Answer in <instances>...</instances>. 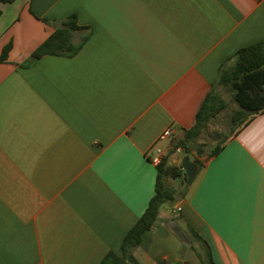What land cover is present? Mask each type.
I'll return each instance as SVG.
<instances>
[{"label":"crops","instance_id":"crops-1","mask_svg":"<svg viewBox=\"0 0 264 264\" xmlns=\"http://www.w3.org/2000/svg\"><path fill=\"white\" fill-rule=\"evenodd\" d=\"M72 15L76 53L25 64ZM259 41L264 0L0 3V264L120 253L155 193V149L172 147L220 66ZM182 156L197 157L177 147L167 162ZM198 158L191 184L167 179L174 198L127 264H264V111Z\"/></svg>","mask_w":264,"mask_h":264},{"label":"trees","instance_id":"trees-1","mask_svg":"<svg viewBox=\"0 0 264 264\" xmlns=\"http://www.w3.org/2000/svg\"><path fill=\"white\" fill-rule=\"evenodd\" d=\"M12 1L14 0H0V3ZM45 22L48 21L45 20ZM78 28L74 15L54 25V30L35 48L25 64L45 54L65 56L75 54L83 41L77 44L72 41V33ZM9 48V44L3 48L0 54V62L7 59ZM217 85L226 86L232 91L238 109L231 115L230 122L233 126L230 128L229 134L220 139L210 149L207 156L216 153L222 147L223 142L243 124L247 123L252 115L264 111V41L252 43L238 49L229 63L224 62L220 66L217 81L201 102L196 112L194 124L189 128H185L183 134L174 139L172 147L165 153L162 161L156 165L155 193L150 198L143 214L126 232L120 245V253L109 251L99 264H127V262L135 260L132 251L140 244L142 233L151 227L159 206L174 198L176 189L168 185L167 179H175L181 176L185 185L186 175L181 165L168 164L167 162L177 147L182 148L186 153L195 148L197 157L193 160L198 169L202 167V160L198 157H202L203 144L198 142V137L207 123L226 106L225 100L216 90ZM190 234L199 238L193 231H190Z\"/></svg>","mask_w":264,"mask_h":264},{"label":"rangeland","instance_id":"rangeland-1","mask_svg":"<svg viewBox=\"0 0 264 264\" xmlns=\"http://www.w3.org/2000/svg\"><path fill=\"white\" fill-rule=\"evenodd\" d=\"M216 90L225 100L226 106L207 123V125L199 135L198 142L203 144L201 156L207 155L210 149L220 139L229 134L230 128L233 126V124H231L230 122L231 115L235 110L238 109V105L233 99L232 91L228 87L218 85ZM164 143L165 142H160L159 144L161 145ZM193 151L195 152V148L193 149ZM189 157L191 158V155H189ZM182 183L183 180L181 179V185Z\"/></svg>","mask_w":264,"mask_h":264},{"label":"water","instance_id":"water-1","mask_svg":"<svg viewBox=\"0 0 264 264\" xmlns=\"http://www.w3.org/2000/svg\"><path fill=\"white\" fill-rule=\"evenodd\" d=\"M178 163L181 165L182 169L186 175V184H191L195 178V175L198 170V166L194 161H191L187 156H182Z\"/></svg>","mask_w":264,"mask_h":264},{"label":"built area","instance_id":"built-area-1","mask_svg":"<svg viewBox=\"0 0 264 264\" xmlns=\"http://www.w3.org/2000/svg\"><path fill=\"white\" fill-rule=\"evenodd\" d=\"M173 133L172 128L168 127L165 130H163L160 135H159V139L163 140L166 139L168 137H170ZM155 153L152 155V157L150 158L151 162L155 165L159 164L162 161L163 156L165 155L164 151L161 148H156ZM180 208L177 207V210H179Z\"/></svg>","mask_w":264,"mask_h":264}]
</instances>
